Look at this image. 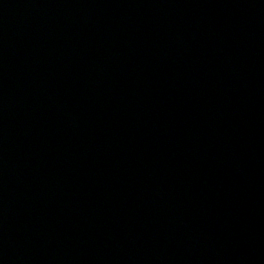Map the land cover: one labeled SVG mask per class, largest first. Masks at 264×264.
<instances>
[{
	"label": "water",
	"instance_id": "obj_1",
	"mask_svg": "<svg viewBox=\"0 0 264 264\" xmlns=\"http://www.w3.org/2000/svg\"><path fill=\"white\" fill-rule=\"evenodd\" d=\"M0 264H264V0H0Z\"/></svg>",
	"mask_w": 264,
	"mask_h": 264
}]
</instances>
